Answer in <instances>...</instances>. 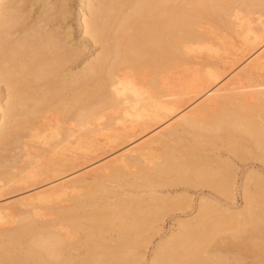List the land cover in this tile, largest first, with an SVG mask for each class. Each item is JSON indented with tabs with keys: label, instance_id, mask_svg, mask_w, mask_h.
<instances>
[{
	"label": "bare ground",
	"instance_id": "6f19581e",
	"mask_svg": "<svg viewBox=\"0 0 264 264\" xmlns=\"http://www.w3.org/2000/svg\"><path fill=\"white\" fill-rule=\"evenodd\" d=\"M241 4L249 11L264 10V0ZM229 16L240 19L224 0H76L74 6L73 0H0V150L9 146L24 152L29 144L44 140L51 152L46 163L55 164L65 150L86 148L93 133L109 130L114 123L139 127L134 128L137 133L130 144L143 137L152 141L157 135L183 132L170 126L174 115L192 131L186 152L174 154L164 147L163 157L153 158L142 148L127 149L116 159L132 162L133 169L114 165L82 177L79 181L89 182L90 187L80 194L69 193L74 180L63 182L69 189L57 196L58 214L70 221L72 230L85 231L86 238L76 241L84 247L82 257L69 252L72 237L59 229L33 232L32 212L25 211L17 225L0 228V264H134L142 259L139 249L148 242L154 223L162 219L164 205L182 210L189 204L188 197L161 194L158 188L207 185L232 195L230 165L217 163L214 168L197 157L192 150L195 136L205 144L225 135L235 154L243 152L236 141L249 140L264 160V91L253 107L239 98L222 97L219 105L205 106L199 117H189L182 112L184 106L176 105L184 88L170 86L168 76L191 45L204 47L200 28L204 19L228 23ZM73 28L80 39L76 40ZM244 39L254 55L229 70L241 63L231 75L249 79L264 65V21L260 32L247 29ZM81 41L84 48L87 42L100 49L86 55L78 46ZM208 79L217 75L209 73ZM214 83L200 91L214 96L218 92ZM23 152L11 158L0 152V197L32 187V180L45 171L41 157L32 158L38 152ZM23 157L30 159L16 168L15 162ZM108 182L128 189L119 192ZM241 188V211L201 195L197 214L176 222L177 231L156 244L149 264H236L239 258H229L217 244L216 234L222 231L234 243L250 231L240 253L264 252V245L251 234L264 228V208L259 210L264 179L248 174ZM115 196L119 199L105 202ZM83 206L89 209L74 216L73 210ZM6 216L0 205V222ZM26 234L30 235L23 241Z\"/></svg>",
	"mask_w": 264,
	"mask_h": 264
},
{
	"label": "rangeland",
	"instance_id": "374dc122",
	"mask_svg": "<svg viewBox=\"0 0 264 264\" xmlns=\"http://www.w3.org/2000/svg\"><path fill=\"white\" fill-rule=\"evenodd\" d=\"M75 1L73 0V6L75 5ZM224 1L233 8L234 12H237L240 19L229 16L228 20L230 22L228 23L220 20L204 19L200 26L205 33L204 47L199 48L197 45H191V49L185 54V59L179 61L168 72L169 85L174 88L182 85L185 90V93L179 97V101L176 103L177 106H184L182 112H185V116L199 117L205 106L213 107L219 105L222 97L239 98L247 107H253L257 101V97L261 96L262 91H264V65L261 68H256L249 79L244 77L234 78L231 75L234 73L233 70L236 71L237 66H241V63L245 64L249 58L253 57L254 54L252 57L250 54L252 45L245 41L244 34L247 29L251 32H260L264 21V10L255 9L249 11L244 9L241 4L242 0ZM76 31V28H73V34L76 40H78L80 38H78ZM82 43V41L78 43V46L83 49L86 55L92 56L100 49L98 45L92 47L87 42H84L86 46L84 48V44ZM241 60L243 61L239 65L229 70L232 65ZM209 73L216 74L217 79H208ZM213 83L214 86L212 88L218 89V92L214 96L210 97L208 93L200 91ZM261 112L264 114V109ZM51 117L54 118L55 113H52ZM59 124L64 125V123L60 122ZM170 126L184 130L183 132H178L176 136L157 135L152 141L149 137H143L130 144V141L136 137V135H132L137 133L134 128L138 129L139 127H133L128 123L125 125L114 123L109 130L93 133L86 148L77 149L71 147V149L65 150L57 156L55 164L46 163L51 156V152L49 151V143L44 142V140H42L41 144L36 143L38 144L36 146L29 144V146H26V151L24 152L20 151L19 148H10L9 146L5 150L1 148L0 152L9 158L16 153L38 152V155L35 153L32 158L41 157L39 164L42 162L46 164L41 166L45 171H42V173L32 180V187L23 188L21 189L22 191H15L12 194L0 197V205H2V210L7 215L4 221L0 222V228H9L17 225L21 214L25 211L32 212L33 232L59 229L62 233L72 237L70 244L68 243L67 245L69 252L82 257L84 255V247L77 244L76 241L78 242V240L86 238L84 237L85 231L81 229L72 230L70 228V221L58 214L60 199L57 196L61 195L64 190L68 191L69 189L66 188V184L63 182L74 180V189L69 191V193L77 195L90 187L89 182L83 184L82 181H79L82 177L98 175L114 165H119L126 170L133 169L132 162L124 164L116 159L120 156V153L132 147H135L136 150H138V147L142 148V152L150 157L153 156V158L163 157L165 152L164 147L172 149L174 154L184 152V149L186 152L191 145L189 138L192 136L191 129L182 123L179 115L172 116ZM195 137L196 140L192 150L197 157H203L214 168L218 166L217 163L230 165L231 170L227 174L232 178V195L221 194L216 189L207 185L187 186L179 184L173 187L158 188L157 191L161 194L188 197L190 199L189 204H185V208L182 210L175 207L168 209L166 207L168 205H164L162 219L154 223L155 228H157L149 232L148 242L139 249L142 259L134 264H149L156 244L163 242L169 233L177 231L176 222L178 220H189L197 214L196 205L201 195H204L212 203H219L229 210L241 211L244 202L241 187L244 184L246 176L248 174H258L264 179V160L258 158V154L262 152L255 143L239 138L235 144L240 146L243 152L235 154L228 149V138L225 135L205 142V144L199 141L200 137ZM24 140L28 141L29 138H24ZM23 158V161L15 162L16 168L25 164L30 159V157ZM217 159L219 162H216ZM2 169H5V167H2ZM70 170L76 171L68 175ZM45 180H48L50 183L43 184ZM108 184L112 185L113 183L108 182ZM113 186L115 185L113 184ZM115 188L119 192L123 188L124 190L128 189L126 186H115ZM40 196L45 198L39 199L38 197ZM117 199H119L117 196L108 197L105 199V202H113ZM263 208L264 199L260 203L259 210L261 211ZM83 209H89V207L83 206L82 208L74 209V216L78 217L83 212ZM76 220L80 221L82 219L76 218ZM81 227H85L84 222ZM251 234L254 235L253 237L256 241L264 245V228L262 231ZM29 235H24L23 241H25V238L28 239ZM112 235L115 236L116 233L113 232ZM245 235H250V231H246L234 243L230 239L228 232L222 231L216 234L217 244H220L221 250L229 258H239L236 264H264L263 251H242L240 253L239 249L244 247L249 241V238L245 237Z\"/></svg>",
	"mask_w": 264,
	"mask_h": 264
}]
</instances>
